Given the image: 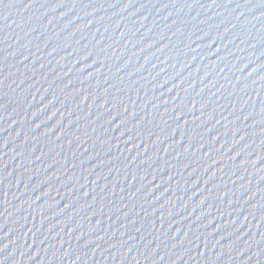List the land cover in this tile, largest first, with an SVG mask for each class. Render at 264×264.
<instances>
[{
    "label": "water",
    "instance_id": "95a60500",
    "mask_svg": "<svg viewBox=\"0 0 264 264\" xmlns=\"http://www.w3.org/2000/svg\"><path fill=\"white\" fill-rule=\"evenodd\" d=\"M0 264H264V0H0Z\"/></svg>",
    "mask_w": 264,
    "mask_h": 264
}]
</instances>
